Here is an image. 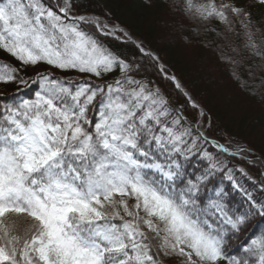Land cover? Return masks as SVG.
<instances>
[{
    "label": "snow or ice",
    "instance_id": "1",
    "mask_svg": "<svg viewBox=\"0 0 264 264\" xmlns=\"http://www.w3.org/2000/svg\"><path fill=\"white\" fill-rule=\"evenodd\" d=\"M93 2L0 0V84L17 88L0 97V264H264V171L254 198L228 159L257 154ZM165 6L264 102V0Z\"/></svg>",
    "mask_w": 264,
    "mask_h": 264
},
{
    "label": "trees",
    "instance_id": "2",
    "mask_svg": "<svg viewBox=\"0 0 264 264\" xmlns=\"http://www.w3.org/2000/svg\"><path fill=\"white\" fill-rule=\"evenodd\" d=\"M79 2L85 6L88 4V0ZM167 2L168 0H94L93 11L99 13L101 8L110 11L114 16L113 22L126 28L134 38L143 41L160 56L197 103L210 113L223 134L234 140L233 147L238 143L251 148L257 154L256 158L264 161V102L259 97L249 96L240 83L230 78L227 68L218 62L210 49L203 46L202 37L192 35L188 26L175 13L169 12L165 6ZM148 3L152 6L147 7ZM253 11L257 18L264 13L260 9ZM111 43L113 48L131 58L134 51L131 46ZM4 62H11V58L0 52V64ZM40 69L44 70L43 67ZM33 72L34 69H29L25 78L28 75L34 76ZM141 77L160 83L153 74L151 64L144 63ZM34 89L35 85L27 90L26 95L32 96ZM16 92L17 88L12 84H0V97H11ZM19 98H25L23 91L19 93ZM228 159L234 166L235 163L245 166L261 180L257 167L241 162L238 158ZM235 175L238 183L254 198H260L259 183L238 172ZM229 183L225 178L224 184ZM233 195L236 201L242 202L245 199L242 193L234 191ZM258 220V217L254 219L253 225Z\"/></svg>",
    "mask_w": 264,
    "mask_h": 264
},
{
    "label": "rangeland",
    "instance_id": "3",
    "mask_svg": "<svg viewBox=\"0 0 264 264\" xmlns=\"http://www.w3.org/2000/svg\"><path fill=\"white\" fill-rule=\"evenodd\" d=\"M38 70L39 71H42L41 69H38ZM36 71H37V69H34V72L33 73L35 74ZM237 158L241 160V157L238 156ZM248 160H254V162H255L257 168L259 169L260 173H261V171H264V161L261 158H249L248 157ZM248 164H250V163H248ZM235 166L236 167H243L247 171V173H248V176L247 177H251V179L253 181H256L257 183H259L260 178L259 177L257 178V176H256V174L254 172L250 171L248 168H246L245 166H243V165H241L239 163H235Z\"/></svg>",
    "mask_w": 264,
    "mask_h": 264
}]
</instances>
